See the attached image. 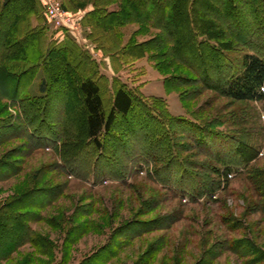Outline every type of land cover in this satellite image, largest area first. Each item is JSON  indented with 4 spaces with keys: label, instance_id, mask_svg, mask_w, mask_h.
Listing matches in <instances>:
<instances>
[{
    "label": "rangeland",
    "instance_id": "rangeland-1",
    "mask_svg": "<svg viewBox=\"0 0 264 264\" xmlns=\"http://www.w3.org/2000/svg\"><path fill=\"white\" fill-rule=\"evenodd\" d=\"M57 1L62 7L58 18L67 22L69 28L50 23L42 11L41 23L48 26L44 42L47 47L55 46L67 35L72 36L80 48L91 55L89 60L97 64V76L107 100L113 94L115 83H126L149 110L152 107L161 117H184L204 126H209L210 121L225 120L224 124L210 126L229 135L249 136L250 142L259 147V153L248 165L239 164L228 177L215 175L221 181L216 193L194 200L190 195L194 186L186 181V188L182 186L177 165L173 171L157 172L162 162L149 158V140L143 142L127 134L128 124L137 122L140 111H145L146 104L143 106L139 98L128 118L117 119L114 138L105 137L103 159L109 158L111 165L97 163L98 151L88 145L72 165H66L69 169L66 170L55 148L30 150L31 141L15 135L8 127L5 129L8 139L0 145V159H9L19 170L0 180V208L15 199L24 200L19 209L28 215V225L51 243V248L47 249L51 253L39 250L28 241L10 257L0 259V264H264V257H258L246 244V240H252L264 249L263 104L233 102L219 95L201 81H194L199 79L198 75L184 64H174L162 72L149 57L150 51H155L149 49V44L160 30L139 20L111 26L109 33L115 34L120 43H116L119 49L111 48L113 41L103 39L102 28L96 30L90 23L97 16L91 11L103 7L117 12L123 7V0ZM84 4V8H78ZM32 21L37 25L40 20L36 15ZM140 43L146 44L143 56L137 55L134 49L127 50L129 45ZM244 49L231 50L229 54L236 57L246 51ZM59 57L62 60L61 55ZM200 67L202 62L195 68ZM67 70L65 62L59 65L58 80L62 82L53 83L54 93L49 102L47 119L55 129L60 119L72 114L78 106L77 93L74 96L67 92L69 80L73 78V72L69 70V74ZM44 73V69L38 70L30 86L31 93H41ZM66 74L70 75L69 80ZM170 75L172 83L181 81L183 84L168 87L165 79ZM4 86L10 90L12 84L6 79ZM20 106L0 92V118L25 127ZM138 126L142 129V125ZM173 129L179 144L189 148L179 150L183 160L214 163V156L203 154L182 127ZM117 135L127 143L128 150L120 151L123 149ZM214 144L216 152H223L232 160L239 158L235 144L222 146L220 141ZM67 148L69 153L73 152L72 147ZM252 170L260 175L250 176ZM168 175L171 179L163 181ZM27 195L30 198L25 199ZM138 221H157L159 227L150 229L149 224L140 227ZM237 243H240V252L233 248Z\"/></svg>",
    "mask_w": 264,
    "mask_h": 264
},
{
    "label": "trees",
    "instance_id": "trees-1",
    "mask_svg": "<svg viewBox=\"0 0 264 264\" xmlns=\"http://www.w3.org/2000/svg\"><path fill=\"white\" fill-rule=\"evenodd\" d=\"M123 1V7L117 12L107 11L103 7L91 11L97 16L91 19L90 23L96 30L102 28L103 39L113 41L111 48L119 49L116 45L119 40L115 34H110L108 29L139 20L160 30V34L149 44V49L155 50L154 53L150 51L149 57L150 60L156 61L162 72L174 64H184L195 70L198 75L199 79H193L194 81H201L205 87L219 95L228 97L233 102L259 101L264 107V0ZM63 6L67 8L66 3H63ZM84 7L85 4L78 6ZM141 7H144V10H139ZM42 11L46 17V6L42 0H0V92L7 99L22 105V121L25 124V127H21L18 122L0 118V145L8 139L5 129L9 127L15 135L31 141L30 150L46 146L55 148L66 170V165H72L83 147L88 145L98 151L97 163L100 161L111 165L109 158L103 159L106 150L105 137L114 138L113 130L117 119L128 118L135 109L137 98L143 106L146 103L129 85L119 82L115 83L113 94L107 100L97 76V64L92 59L89 60L91 55L80 48L72 36L67 35L63 42L47 47L44 41L48 26L41 23ZM36 15L40 21L33 25L32 18ZM168 43L172 44L171 47ZM145 45H129L127 50L134 49L137 55L143 56L146 52ZM244 48L246 51L236 57L229 54L231 50ZM63 62L68 66V73L70 74L69 70L73 72L72 79L68 74L65 76L71 82L67 86V92L74 96L77 93L79 101L78 106L72 109L73 113L61 118L59 127L55 129L48 122L47 113L51 94L54 93L53 83L62 82L58 80L60 73L57 70ZM199 62H202V67L196 69ZM41 68L45 72L40 83L41 93L33 94L30 86ZM172 77L170 75L165 79L168 87L183 84L181 81L172 83ZM23 78L27 79L24 81ZM6 79L12 84L10 90L4 86ZM182 94L180 95L184 99ZM145 106V111H140L138 121L135 122L137 127L142 125V129L130 122L125 128L127 134L136 136L143 142L149 140V158L162 162L156 169L157 172L173 171V167L177 165L180 180H183L182 186L186 188V182L194 186L190 193L194 200L204 194L212 196L216 193L221 181L215 175L226 174L228 177L239 164L248 165L259 153V147L250 142L249 136L229 135L210 126L224 124L225 120L210 121L209 127L198 125L184 117L166 119L165 115L163 118L152 107L150 111L148 105ZM165 114L168 115L166 112ZM174 127H182L203 154L214 156L215 161L221 165H216L215 161L197 163L183 160L179 150L189 148L179 144L178 137H174ZM20 131L23 133L19 135ZM116 139L122 146L123 150L120 151L128 150L127 143L120 135H117ZM217 141H220L222 146H230V142L235 144L239 158L232 160L226 157L225 153L216 152L214 142ZM67 147H72L73 152L69 153ZM187 161L189 164H186ZM198 168L201 171H198ZM18 170L19 167L9 159H0V180L14 175ZM250 173L253 177L260 175L256 170ZM170 179L169 175L165 179L162 178L163 181ZM50 191L47 192L51 194ZM24 198L30 197L27 195ZM23 201L15 199L0 208V259L10 257L14 250L28 241L39 250L51 253L50 250L47 251L51 248V243L28 225V215L19 209ZM29 203L32 204L33 201ZM164 220L167 221V218ZM138 222L137 226L140 227L143 224H149L150 229L159 227L157 221ZM246 242L252 252L258 257H264L263 248L252 240ZM239 246L240 243L233 246L234 250L240 252Z\"/></svg>",
    "mask_w": 264,
    "mask_h": 264
},
{
    "label": "built area",
    "instance_id": "built-area-1",
    "mask_svg": "<svg viewBox=\"0 0 264 264\" xmlns=\"http://www.w3.org/2000/svg\"><path fill=\"white\" fill-rule=\"evenodd\" d=\"M44 4L46 6V17L48 21L57 27H67L69 28V24L58 18V14L60 13L61 5L57 0H44Z\"/></svg>",
    "mask_w": 264,
    "mask_h": 264
}]
</instances>
